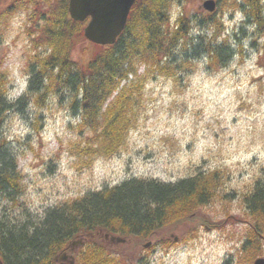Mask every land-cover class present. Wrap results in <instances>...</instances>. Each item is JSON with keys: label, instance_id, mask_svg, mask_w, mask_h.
I'll return each instance as SVG.
<instances>
[{"label": "rangeland", "instance_id": "rangeland-1", "mask_svg": "<svg viewBox=\"0 0 264 264\" xmlns=\"http://www.w3.org/2000/svg\"><path fill=\"white\" fill-rule=\"evenodd\" d=\"M215 1L210 14L201 8L204 0H173L170 28L187 15L193 25L189 37L195 41L213 32L198 27L200 19L213 16L218 41L227 40L234 56L225 67H209L205 53L193 57L199 51L196 41L193 51L190 44L189 51L182 43L175 47L173 75L135 61L136 74L129 80L138 85L125 112L126 142L117 152H81L89 132L78 127V113L58 96L50 95L44 107L28 103L23 113L10 111L3 131L18 156L22 188L16 203L0 199L1 223L30 231L57 204L128 179L172 184L198 173H216L222 180L216 187L219 196L190 214V221L172 223L148 240L103 242L100 234L92 240L103 242L119 264H253L264 257L263 223L260 254L249 262V254L242 251L251 221L243 197L264 189V39L248 22L241 0ZM49 4L39 0L32 5L29 0L13 15L0 14L1 69L10 100L27 88L30 59L38 51L31 38ZM95 47L80 36L72 57L87 62Z\"/></svg>", "mask_w": 264, "mask_h": 264}, {"label": "trees", "instance_id": "trees-1", "mask_svg": "<svg viewBox=\"0 0 264 264\" xmlns=\"http://www.w3.org/2000/svg\"><path fill=\"white\" fill-rule=\"evenodd\" d=\"M28 1L0 0L1 18L15 14L20 4L26 5ZM51 1L48 0V4ZM241 1L240 7L245 10L248 22L253 23L264 39L263 0ZM38 3L39 0H30L32 5ZM133 3L125 28L115 43L94 44V55L80 63L73 59L72 52L76 39L83 38L84 23L70 18L68 0H53L42 13L47 15L43 16V24L37 26L34 23L36 36L31 39L38 51L30 59L27 88L16 100L7 97V82L0 58V199L16 203L22 188L18 156L3 131V122L13 109L23 113L28 103L44 107L50 95L58 96L78 113V127L89 132L88 144L81 152L94 156L106 152L113 154L126 142L129 130L126 129L129 119L125 112L133 99V89L138 85L129 80L136 74L135 61H144L150 69L173 75L171 60L175 47L182 43L185 51H189L187 45L190 44L193 51L196 41L199 51H193V57L197 52L205 53L209 67H225L234 56L227 40L218 41L220 30L218 23L216 33L211 27L213 16L200 19L198 24L205 33L208 29L213 32L200 34L193 41L189 37L193 25L187 15L178 18L173 31L170 28L169 10L173 0H135ZM124 82L127 84L120 90V84ZM221 184L216 173H198L172 184L128 179L114 187L57 204L30 231L25 226H6L0 221V264H56L54 257L67 250L71 241L98 230L148 240L172 223L190 221V214L219 196L216 187ZM243 202L251 221L242 251L249 254V262H252L261 252L259 238L262 223L264 225V189L259 187L251 196L245 195ZM74 264L119 262L104 244L87 241L75 254Z\"/></svg>", "mask_w": 264, "mask_h": 264}, {"label": "water", "instance_id": "water-1", "mask_svg": "<svg viewBox=\"0 0 264 264\" xmlns=\"http://www.w3.org/2000/svg\"><path fill=\"white\" fill-rule=\"evenodd\" d=\"M135 0H68V14L70 18L77 22H84L88 19L83 28V35L89 42L96 45H112L123 31L128 14ZM202 9L213 12L215 9L214 0H205ZM193 216V215H192ZM93 233L87 234L71 242L69 247L76 249L88 238H92ZM104 237L111 242H124V239L106 233ZM70 258V264L74 263L72 255L63 252L55 260L64 261ZM253 264H264V258H257Z\"/></svg>", "mask_w": 264, "mask_h": 264}, {"label": "flooded vegetation", "instance_id": "flooded-vegetation-1", "mask_svg": "<svg viewBox=\"0 0 264 264\" xmlns=\"http://www.w3.org/2000/svg\"><path fill=\"white\" fill-rule=\"evenodd\" d=\"M70 262V259H66L65 261H62L61 264H68Z\"/></svg>", "mask_w": 264, "mask_h": 264}]
</instances>
